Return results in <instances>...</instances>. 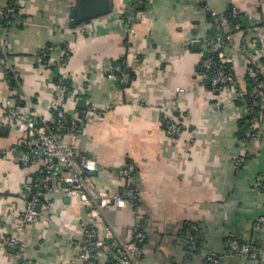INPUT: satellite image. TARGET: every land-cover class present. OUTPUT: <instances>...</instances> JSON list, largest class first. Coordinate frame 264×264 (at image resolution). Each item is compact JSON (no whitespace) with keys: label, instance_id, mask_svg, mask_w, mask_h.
I'll list each match as a JSON object with an SVG mask.
<instances>
[{"label":"crops","instance_id":"obj_1","mask_svg":"<svg viewBox=\"0 0 264 264\" xmlns=\"http://www.w3.org/2000/svg\"><path fill=\"white\" fill-rule=\"evenodd\" d=\"M109 2L106 14L76 25L71 13L78 0H16L15 18L7 22L0 14V45L8 53L0 58V264H110L105 253L88 262L76 257L92 219L88 207L68 195L67 183L57 180L58 168L44 196L51 210H42V221L17 235L19 254L10 252L6 238L16 234L29 186L45 159L19 164L27 145L4 122L6 100L45 122L53 121L58 107L70 113L95 108L80 133L64 141L96 161L91 178L97 190L119 191L118 170L127 162L135 165L138 205L106 207L94 225L100 234L109 226L121 244L130 243L134 228L144 231L141 264H213L211 254L218 264H264L227 252L232 238L264 251V224L256 227L264 216V95L261 123L249 121L241 135L246 106L198 75L211 17L236 9L244 27L232 33L228 51L236 80L245 86L251 62L259 63L264 79V0H138L129 26L122 17L131 1ZM258 36L260 54L245 55L241 43ZM62 46L69 51L63 63ZM48 47L54 51L37 63ZM119 61L131 71L125 88L107 76L108 66ZM6 65L18 75L13 82L5 78ZM60 74L70 84L64 94L57 89ZM163 109L181 122L178 137L164 133ZM190 225L200 232L196 249L185 241Z\"/></svg>","mask_w":264,"mask_h":264},{"label":"built area","instance_id":"obj_2","mask_svg":"<svg viewBox=\"0 0 264 264\" xmlns=\"http://www.w3.org/2000/svg\"><path fill=\"white\" fill-rule=\"evenodd\" d=\"M130 5L122 17V22L129 26L135 19V4L138 0H130ZM19 12L18 6H10L9 0H0V14L9 22ZM228 16L234 20L231 23L226 16L211 17L214 35L204 41L203 57L199 63L198 75L207 79L214 89H229L235 94L237 100H242L245 95H249L252 104L246 105L247 115H251L254 125L261 123V116L256 111L263 107L264 79L261 73V66L257 62H251L246 68V76L251 80V89L247 92L236 80L234 63L228 54L231 46L232 33L240 32L243 17L236 9H231ZM262 43L260 37L245 40L241 43V51L248 55L251 52L260 54L259 46ZM54 48L43 49L37 63L45 61ZM62 63L69 57V51L62 46L59 49ZM8 53L0 45V58L6 60ZM10 73L13 78H17V73L10 66L4 67V75ZM107 76L117 80L120 87L125 88L131 82V71L127 64L117 62L110 64L107 69ZM57 89L61 93L69 92V81L60 74L57 78ZM180 90H178L179 92ZM4 122L16 129L27 145L25 151L18 154L17 160L23 167H27L31 162L40 158L45 159V164L37 178L30 184L31 197L26 202L23 212L20 215V222L16 226V234L6 238V244L11 253L19 254L21 244L18 239L25 226L42 221V210H51V205L45 199V194L51 188V174L58 168L61 175L57 178L59 182H66L68 195L79 198L88 207V215L92 219L90 223L84 225L85 239L76 248V257L89 261L91 257L100 253L108 252L118 264H141L142 250L146 243L144 231L138 228L133 229V237L129 244L118 243L112 229L109 226L103 228L102 234L97 230L94 221H102L101 211L109 206L118 208L136 207L139 202V195L134 185L136 167L133 163L127 162L118 170V176L123 181L121 189L117 192L97 190L91 178V173L96 169V161L90 156H84L77 152L71 145L64 141L65 136L76 137L89 121L91 113L96 114L93 106H87L83 112L70 113L64 107L55 110L52 122H45L30 113L20 111L10 105L6 100L4 104ZM162 123L164 133L169 138L178 137L182 130V124L176 120L169 111L163 109ZM67 130L63 131V129ZM262 130V129H261ZM254 137V134H247ZM244 159L236 161V165L243 163ZM261 191L264 194V180L261 182ZM264 224V216L257 218L256 227ZM193 231L199 232L195 227ZM187 245L195 248L196 241L193 236L188 235L185 240ZM227 252L233 256L247 258L250 261H263L264 251L258 249L254 243L230 239L227 244ZM209 262L218 264V258L211 254L207 256ZM91 263V262H90ZM22 264H30L29 261L22 260Z\"/></svg>","mask_w":264,"mask_h":264},{"label":"trees","instance_id":"obj_3","mask_svg":"<svg viewBox=\"0 0 264 264\" xmlns=\"http://www.w3.org/2000/svg\"><path fill=\"white\" fill-rule=\"evenodd\" d=\"M9 4H10V6H14V7H16V5H17V3H16V0H9ZM229 12H231V10H229ZM228 12V13H229ZM228 13L226 14V17H227V20L229 21V22H231V23H234V20L233 19H231L229 16H228ZM242 16V15H241ZM244 27H243V23H241V29H243ZM214 35V30L212 29V32H211V34H210V36L209 37H211V36H213ZM5 78L7 79V81H9V82H13V76H12V74H10V73H7V74H5ZM131 80H132V76H131ZM128 86V85H127ZM245 89H246V91L248 92L250 89H251V87H252V85H251V80L250 79H248V77L246 76V82H245ZM237 100V99H236ZM237 101H239L240 103H242V104H246L248 107H249V105H251L252 104V99L250 98V96L247 94V95H245V97L242 99V100H237ZM245 105V106H246ZM263 108V107H262ZM262 108L261 107H259V108H257L256 109V111L258 112V114L261 116V112H262ZM251 119H252V116L251 115H247V117H246V119L245 120H241L240 122H239V126H240V128H241V130H240V134L241 135H245V131L247 130V125L249 124V121H251ZM164 125H163V123H162V127H163ZM65 130H67V128H65V129H63V131H65ZM253 134V133H252ZM251 134V135H252ZM251 138V137H250ZM26 150V148L24 147L23 148V151H25ZM193 225H190L189 227H187L186 228V230L188 231V233H189V235L190 236H193L194 237V239H195V241H196V245H195V248L194 249H196V246L198 245V243H199V237H200V232H195V231H193V229L191 228ZM105 254L106 255H108L109 257H108V261H109V263L110 264H118V261L110 254V253H108V252H105ZM114 259H113V258Z\"/></svg>","mask_w":264,"mask_h":264},{"label":"water","instance_id":"obj_4","mask_svg":"<svg viewBox=\"0 0 264 264\" xmlns=\"http://www.w3.org/2000/svg\"><path fill=\"white\" fill-rule=\"evenodd\" d=\"M111 8L109 0H78L72 10L71 24L76 25L106 14Z\"/></svg>","mask_w":264,"mask_h":264}]
</instances>
